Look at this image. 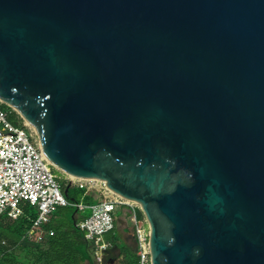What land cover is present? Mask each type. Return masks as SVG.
<instances>
[{
  "label": "water",
  "instance_id": "water-1",
  "mask_svg": "<svg viewBox=\"0 0 264 264\" xmlns=\"http://www.w3.org/2000/svg\"><path fill=\"white\" fill-rule=\"evenodd\" d=\"M0 103L151 264H264V0H0Z\"/></svg>",
  "mask_w": 264,
  "mask_h": 264
},
{
  "label": "built area",
  "instance_id": "built-area-1",
  "mask_svg": "<svg viewBox=\"0 0 264 264\" xmlns=\"http://www.w3.org/2000/svg\"><path fill=\"white\" fill-rule=\"evenodd\" d=\"M9 115L0 109V218L17 220L24 214L25 206H29L37 212V218L25 238L42 242L54 235L45 227L58 207L76 206L80 210L87 207L72 203L65 196L33 127L26 121L14 123ZM66 180L77 188L97 191L102 197L89 206L91 215L79 224L86 238L96 246L97 264L105 262V252L110 247L105 235L115 229L116 216L122 207L130 209L140 264H151L150 228L145 216L140 217L139 204L115 194L103 181L71 176H66Z\"/></svg>",
  "mask_w": 264,
  "mask_h": 264
},
{
  "label": "trees",
  "instance_id": "trees-1",
  "mask_svg": "<svg viewBox=\"0 0 264 264\" xmlns=\"http://www.w3.org/2000/svg\"><path fill=\"white\" fill-rule=\"evenodd\" d=\"M5 104L0 103V109L9 112ZM13 115L14 120L9 118L14 123H21V116L13 109L9 112ZM62 186L65 190L69 188L68 195L65 196L72 203L90 205L94 203L91 196L93 190L80 189L82 191L81 197L77 200L72 198L70 194L71 186ZM62 208H72L70 214H66V218L59 222L55 215L53 220L47 225V229L52 230L54 235L49 236L43 242L38 244L26 242L20 246V242L28 235L32 229L34 221L37 218V212L25 206L24 214L17 220L9 217L0 218V249L3 252L2 264H97L95 259L96 246L93 242L86 238V234L81 230L79 224L82 220L77 216L81 210L76 206H68ZM140 217H143L140 211ZM55 219V220H54ZM6 241L7 245L3 244ZM110 243V242H109ZM116 246L121 252L117 254V258H111L109 261L107 254ZM104 264H140L139 255L136 247L127 246L119 247L118 242H111L109 249L105 252Z\"/></svg>",
  "mask_w": 264,
  "mask_h": 264
},
{
  "label": "crops",
  "instance_id": "crops-1",
  "mask_svg": "<svg viewBox=\"0 0 264 264\" xmlns=\"http://www.w3.org/2000/svg\"><path fill=\"white\" fill-rule=\"evenodd\" d=\"M91 196L93 197L94 203L90 204V205H86V209L90 210L89 206L101 201V195L95 191L92 192ZM85 205V203H84ZM85 209V210H86ZM85 210H81V212H84ZM80 219H85L86 216H81L80 214L77 216ZM53 216L51 218V220H53ZM55 220V219H54ZM49 224V223H48ZM47 224V225H48ZM47 225H46V230L47 231H52L47 229ZM115 237L114 238H105V240L109 243L111 242H118L119 247H121V249L123 247H127V246H133L136 247V232H135V228L134 225L131 221V213H130V209L127 207H122L118 210L117 216H116V223H115ZM49 237V236H48ZM47 237V239H48ZM45 241V240H44ZM5 242V243H4ZM26 242L29 243H34V244H38L39 242H36L35 240H29L24 238L21 242H20V246ZM43 242V241H42ZM109 243V244H110ZM4 245H7L6 241H3ZM114 250L118 251V254L121 252L119 249L116 248V246H114ZM2 260H3V252L0 249V264H2ZM89 264V263H86Z\"/></svg>",
  "mask_w": 264,
  "mask_h": 264
},
{
  "label": "rangeland",
  "instance_id": "rangeland-1",
  "mask_svg": "<svg viewBox=\"0 0 264 264\" xmlns=\"http://www.w3.org/2000/svg\"><path fill=\"white\" fill-rule=\"evenodd\" d=\"M4 106L9 112L12 109V108H10L7 105H4ZM10 118L12 120H14L15 117H13V115H10ZM22 121H24V120L22 119ZM54 172H55V175L57 177V180H58L59 184L62 185V186L66 185V187H67L68 184H67V180H66V174H64L63 172H61V171H59L57 169H54ZM70 194H71L72 198H74V199L76 198L78 200L81 197V195H82V191L78 190L77 187H75V186H71ZM72 211H74L72 208H66L65 209V208H62V207H58L57 210L55 211L54 215H55V218L59 222H61L62 220H64L66 218V214L67 213L70 214ZM80 215L81 216L84 215V216L88 217V216L91 215V210H89V209L87 210L86 209L84 212H80ZM114 237H115V230H113L110 233L105 235V238H114ZM117 254H118V251H115L114 249L111 250L110 253L107 254V256L109 257V258H107V260L109 261L111 258H117V256H118Z\"/></svg>",
  "mask_w": 264,
  "mask_h": 264
}]
</instances>
